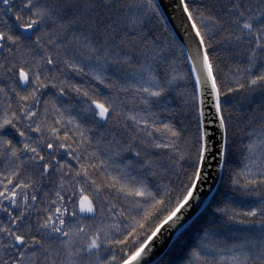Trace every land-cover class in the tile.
Masks as SVG:
<instances>
[{
	"label": "snow or ice",
	"instance_id": "obj_1",
	"mask_svg": "<svg viewBox=\"0 0 264 264\" xmlns=\"http://www.w3.org/2000/svg\"><path fill=\"white\" fill-rule=\"evenodd\" d=\"M167 9L0 0V264H264V0Z\"/></svg>",
	"mask_w": 264,
	"mask_h": 264
},
{
	"label": "water",
	"instance_id": "obj_2",
	"mask_svg": "<svg viewBox=\"0 0 264 264\" xmlns=\"http://www.w3.org/2000/svg\"><path fill=\"white\" fill-rule=\"evenodd\" d=\"M159 2L161 3V10L165 15V19L169 21V23H171V14L167 9V4H168V0H159ZM209 187H211L212 189H215L216 185L212 183L211 180H209V184L205 185L204 188L202 189V195L204 193H208ZM205 199H207V196H205ZM202 208L199 209H194L192 211V213L189 215L188 219L185 221V227H187L189 225V223L202 211ZM176 238V234H172V235H167L165 236V241L162 244H159L157 246V248L155 249V251L152 253L150 259H151V264H155L163 255L164 253L167 251V249L169 248V246L172 244V241H174Z\"/></svg>",
	"mask_w": 264,
	"mask_h": 264
},
{
	"label": "trees",
	"instance_id": "obj_3",
	"mask_svg": "<svg viewBox=\"0 0 264 264\" xmlns=\"http://www.w3.org/2000/svg\"><path fill=\"white\" fill-rule=\"evenodd\" d=\"M236 158H238V157H236ZM201 212L189 223V225H192L193 228L195 227L194 221L197 220V218L200 216ZM176 256H177V250L176 249H173V246L171 244L169 246V248L167 249V251L164 253V255L158 261H165V262H167V261H170V260H174L176 258Z\"/></svg>",
	"mask_w": 264,
	"mask_h": 264
}]
</instances>
